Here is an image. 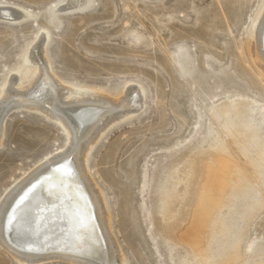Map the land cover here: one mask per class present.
Instances as JSON below:
<instances>
[{
	"label": "rangeland",
	"instance_id": "374dc122",
	"mask_svg": "<svg viewBox=\"0 0 264 264\" xmlns=\"http://www.w3.org/2000/svg\"><path fill=\"white\" fill-rule=\"evenodd\" d=\"M63 1L0 0L30 14L0 20V96L10 78L25 86L35 74L25 61L41 35L47 38L43 58L63 85L111 98L129 86L141 90L142 107L111 127L88 156L126 264H195L174 235L189 229L202 192L201 203L214 198L199 207L194 227L200 242H192L208 249L215 263L237 245L244 264H264V171L251 167L258 160L264 166V72L249 49L264 0H89L60 11ZM41 114L16 109L4 118L0 202L67 143L61 128ZM231 125L243 134L231 132ZM238 169L250 186L221 207L219 197ZM167 197L168 222L161 212ZM213 219L222 233L208 241ZM0 264L19 263L0 245Z\"/></svg>",
	"mask_w": 264,
	"mask_h": 264
},
{
	"label": "bare ground",
	"instance_id": "6f19581e",
	"mask_svg": "<svg viewBox=\"0 0 264 264\" xmlns=\"http://www.w3.org/2000/svg\"><path fill=\"white\" fill-rule=\"evenodd\" d=\"M88 3L89 0H64L58 10H76L88 6ZM29 17V12L24 9L0 4L2 21L16 22ZM45 40L46 36L41 35L30 48L25 62L34 65L36 72L27 84L17 85L19 79L15 76L3 88L0 96V137L7 113L27 109L42 113L59 126L67 143L6 191L0 202V245L19 264L53 261L68 264H126L113 233L110 208L103 191L91 175L88 156L111 127L139 110L141 90L129 86L123 95L111 98L98 91L63 85L51 74L43 58ZM249 49L257 59L256 64L264 72V2L252 22ZM229 128L233 133L243 134L232 125ZM258 162L263 164L262 160ZM258 162H254V165L251 163V167L263 174V165L260 166ZM207 172H210L209 168ZM236 172V180L229 179L228 192L224 190L222 200L219 197L218 204L221 207L226 206L229 197L250 186L248 177L241 175L239 169ZM203 197L202 192L199 203L202 207L212 201L214 195L201 203ZM169 198H164L161 210L163 220L167 222L173 217ZM201 206L197 210L193 206L188 218L189 225L187 223L189 229L177 237L174 235L175 239L192 254L195 264H226L228 260L232 264H244L237 245L226 248V252L222 251L218 263L214 262L215 257L209 256L208 249L197 247L200 237L197 235V225H194L198 222L197 211ZM219 211L215 212V216ZM215 221L213 219L216 230L208 241L222 233L214 225ZM119 225L125 231L128 229L125 219H121ZM165 227L168 233H175L172 225L167 224ZM192 241H196L197 245Z\"/></svg>",
	"mask_w": 264,
	"mask_h": 264
},
{
	"label": "water",
	"instance_id": "95a60500",
	"mask_svg": "<svg viewBox=\"0 0 264 264\" xmlns=\"http://www.w3.org/2000/svg\"><path fill=\"white\" fill-rule=\"evenodd\" d=\"M51 171H52V170H51ZM8 238L10 239V238H11V236H10V237L8 236Z\"/></svg>",
	"mask_w": 264,
	"mask_h": 264
}]
</instances>
